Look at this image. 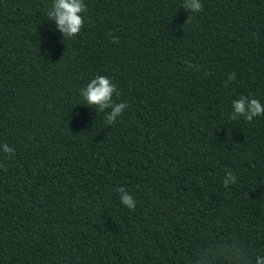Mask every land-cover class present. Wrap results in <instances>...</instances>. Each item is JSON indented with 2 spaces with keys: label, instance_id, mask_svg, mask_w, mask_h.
Segmentation results:
<instances>
[{
  "label": "trees",
  "instance_id": "1",
  "mask_svg": "<svg viewBox=\"0 0 264 264\" xmlns=\"http://www.w3.org/2000/svg\"><path fill=\"white\" fill-rule=\"evenodd\" d=\"M52 2L0 0V264H191L231 238L254 264L264 116L229 117L264 103V0H85L65 39ZM97 75L129 105L111 125L80 93Z\"/></svg>",
  "mask_w": 264,
  "mask_h": 264
},
{
  "label": "clouds",
  "instance_id": "2",
  "mask_svg": "<svg viewBox=\"0 0 264 264\" xmlns=\"http://www.w3.org/2000/svg\"><path fill=\"white\" fill-rule=\"evenodd\" d=\"M183 6L189 13H198L203 10L202 0H183ZM87 11L85 0H53L51 6L46 12L48 20H54L56 29L63 34V38H72L77 36L85 23L84 13ZM186 22H191L189 16ZM113 43L118 42L119 38L108 34ZM189 67H198L190 61ZM236 79V73L232 72L225 81V87ZM80 93L86 104L105 112L111 109L105 116L107 124H114L117 118L122 115L125 109L129 107L127 102H116L113 96H120L117 86L105 75H97L91 79L87 85L80 90ZM264 116V103L255 97L240 95L239 98L232 101V111L230 119L236 121L243 117L246 121L252 122L255 117ZM3 152L9 156L15 154V149L4 143ZM3 167V165H0ZM236 175L230 169L226 170L223 186L225 188L236 182ZM115 191L119 194L121 203L130 208L136 207L134 196L125 187L118 186ZM191 264H252L245 251V245L238 238L229 240H216L206 248H202ZM254 264H264V255H257L254 258Z\"/></svg>",
  "mask_w": 264,
  "mask_h": 264
}]
</instances>
